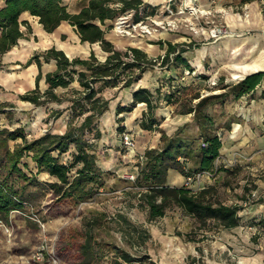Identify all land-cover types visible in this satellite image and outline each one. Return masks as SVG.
<instances>
[{"label":"rangeland","instance_id":"374dc122","mask_svg":"<svg viewBox=\"0 0 264 264\" xmlns=\"http://www.w3.org/2000/svg\"><path fill=\"white\" fill-rule=\"evenodd\" d=\"M143 2L152 7L146 0ZM194 2L206 12L194 14L185 11L181 14L189 0H165L153 5L156 8L153 15L149 14L147 8L141 10V15H129V21L123 27L127 32H120L117 22L111 23L113 26L107 30L108 38L114 39V46L121 51L130 47L153 46L158 42H171L186 48L190 46L193 51L202 49L208 52L203 66L214 70L215 84L211 87L222 77L225 78V84L239 81L233 77L231 64L250 62L264 50V0H209L206 4L199 0ZM174 7L176 10L170 12ZM147 13L148 16H145ZM140 16L141 19L137 20ZM215 28L225 29L227 34L213 38L211 31ZM244 41L247 45L240 46ZM227 46L234 49V62L225 56ZM242 48L248 49L247 57H242ZM162 72L164 70L158 66L150 68L141 84L153 89L168 82ZM188 74L186 71L185 75ZM176 75L180 77L181 71L177 70ZM198 77V82L208 78L204 73ZM77 79L78 75L69 89L59 93L62 99L60 103L35 106L26 102L9 109L0 105V110H4L0 112V130L23 129L27 139L32 140L42 136L45 128H49L52 134H62L61 127L66 132L70 124L78 128L88 115L85 112L88 105L83 103V107L78 105L73 109V101L79 98L77 92L82 91ZM100 86L101 83L94 85L95 88ZM206 88L197 85L185 95L193 96L198 90ZM201 94L207 95L209 92L206 90ZM99 96L109 101L119 97L116 88H106ZM262 96L264 94L255 91L247 97L248 103L242 104L240 100L229 98L224 106L216 105L209 110L216 126L222 129V141L228 127L236 119H241L236 115L228 117V110L237 108L246 111L252 105V100L258 101ZM4 112L12 116H6ZM139 120V112L137 117L135 113L129 115V119L123 123L101 117L92 125L100 129L101 139L95 138V131L85 134L84 138L94 145L97 165L103 176L102 183L94 186L93 196L79 205L60 201L54 195L51 185L58 182L57 179L45 172L38 173L32 155L23 157L19 168L29 178L36 177L43 188L27 187L26 181L18 174L10 177L3 166L5 159L0 160V180L8 175L9 185L30 200L25 202L22 212H11L7 220L0 218V264H38L33 261V256L42 245L46 247V261L42 264H50L52 258L58 264H81L80 247L84 228L88 220L98 216L102 218V226L96 231L98 239L114 243L132 256L148 254L157 264H264V155H261L259 163L250 161L247 164L240 158L227 168L219 165L214 169L212 179H205L200 187L197 184L193 186L195 191L211 187L215 190L212 200L240 207V225L237 228L227 230L215 222L201 224L177 207L168 209L165 217L150 221L137 196L144 189L129 177H136L145 165V153L139 150V142L150 140L146 145L142 144L146 148L143 152L157 148L161 145V133L158 130H143ZM160 120L159 130L165 131L168 136L173 135L165 130L168 120ZM120 126L126 128L125 132L134 134L137 142L134 151H128L123 145L124 132L119 130ZM184 133L197 136L195 130L188 126ZM28 135L31 137L28 138ZM21 143L22 139L10 141L9 147L14 150ZM75 153V146H71L60 157V162L70 164ZM76 172L77 168H73L71 179ZM120 215L125 221L120 220ZM127 222L148 231L150 237L144 245L135 238ZM112 258L113 254L110 253L97 264H111Z\"/></svg>","mask_w":264,"mask_h":264},{"label":"trees","instance_id":"16d2710c","mask_svg":"<svg viewBox=\"0 0 264 264\" xmlns=\"http://www.w3.org/2000/svg\"><path fill=\"white\" fill-rule=\"evenodd\" d=\"M149 9L153 15L156 8L146 5L142 0H89L88 6L78 14H72L64 6L63 0H5V7L0 10V63L4 54L18 46V41L25 37L22 26L28 32L31 28L28 22L21 21V15L29 12L39 18L40 24L48 32H54L62 22H68L75 27L81 41L91 44L99 43L103 51L108 54L104 62L98 60L94 53L87 59L75 58L70 60L63 51L51 48L46 52L36 53L26 66L36 63L41 69L43 63L56 61L57 70L46 75L47 91L41 93L39 81L42 73L37 77V89L22 96V100L35 106H44L62 101L55 92L58 88L69 89L76 81L82 91L77 92L78 99L73 101V109L87 103L85 112L88 115L78 128L70 124L64 134L50 132L32 140H28L23 129L0 130V160L5 159L4 168L8 175L21 177L28 186L44 187L36 177L29 178L20 168L21 160L32 155V160L38 168V173H47L58 182L51 185L54 195L60 201H69L79 205L93 196L94 186L102 183L103 172L97 165L96 154L92 143L85 138V134L95 131V138L101 139V131L92 125L108 110L110 101L99 96L106 88L129 89L138 83L145 72L158 66L160 69L178 70L181 66L192 70L190 64L183 57L184 52L190 50L180 44L167 43V51L157 58H151L139 48L117 50L112 42L106 38L107 21L115 22L120 16L134 13L141 15V10ZM148 16V13L145 15ZM142 16L137 18L141 19ZM107 29L112 28V24ZM157 44L163 45L164 42ZM80 67L81 70H77ZM172 77L169 81L178 80ZM207 79V78H204ZM264 81V71H258L243 79L225 84L222 77L219 82L206 90L207 95L197 92L191 97H182L176 87L164 93V100L168 105L176 106L175 114L192 115L198 127L196 137L184 133L186 126L179 128L173 135L168 136L165 131L159 130L160 120L154 116L160 105L161 88L158 89V98L146 88H139L133 93V103L128 106L118 105L116 113H131L142 103L147 105V111L141 122V128L146 131H159L161 145L147 149L144 154L145 165L140 168L135 182L144 189L138 192V201L148 214V220L154 221L165 217L167 210L173 207L180 208L186 215L195 218L199 223L215 222L224 229L231 230L240 225L238 206H227L212 200L214 189L211 187L195 191L186 186L172 187L168 185V175L175 170L185 178L198 173L214 171L216 161L221 157L223 147L219 126L209 114V110L216 105L224 106L226 100L253 94ZM101 83L99 88L94 85ZM216 91H219L215 93ZM163 94V93H162ZM124 118H118L123 123ZM125 127L119 130L125 132ZM22 139L14 150L9 147L10 141ZM71 146H75L76 153L70 164L60 162V157L67 153ZM57 153V155H56ZM191 164V165H190ZM77 168L76 175L71 179L70 173ZM7 175V177H8ZM0 180V218L7 220L13 211L22 212L25 202L30 201L26 196L19 194L8 183V178ZM120 220L125 221L123 216ZM100 216L87 221L84 228L83 243L80 247L81 264H97L108 254H113L111 264H157L148 254L132 256L129 252L114 243L103 242L98 239L96 231L102 226ZM264 223V222H263ZM140 244H145L150 237L143 227L128 224ZM128 233L131 234V231Z\"/></svg>","mask_w":264,"mask_h":264},{"label":"crops","instance_id":"0c3cea01","mask_svg":"<svg viewBox=\"0 0 264 264\" xmlns=\"http://www.w3.org/2000/svg\"><path fill=\"white\" fill-rule=\"evenodd\" d=\"M146 1L151 3L152 7H155L153 5H159L165 0ZM199 1L203 4L209 2V0ZM222 1L225 2L227 0ZM63 4L67 7L70 13L78 14L83 8L88 6L89 0H63ZM148 6L151 7V5L149 4ZM4 7L5 0H0V10ZM20 19L21 21L28 22L31 28V32H28L26 26H22V31L25 33V37L18 41V46L16 48L4 54L2 57V61L0 63V105L6 107L4 109L13 108L16 105L19 106L26 103V101L22 100V96L30 91L37 89V77L40 72L42 73V78L39 81V90L41 91V93L47 91L48 85L46 84V75L57 70V63L56 61L43 63L41 69L36 63H33L30 66L26 67V64L34 56V54L46 52L51 48H56L57 50L63 51L70 60L75 58L87 59L91 56L92 53H94L98 60L100 59L99 61L101 62H104L108 57V54L103 51L99 43H83L75 27H73L68 22H62V24L54 32L48 33L40 24L39 18L32 16L29 12L23 13ZM110 23V21H107L103 28L108 30L107 27L110 25ZM243 24L244 22L241 23V25ZM107 34L108 31H106V38L110 42H112L114 39H109ZM245 45H247L246 41L241 42L240 44V46ZM135 48L143 50L151 58H156L154 57L155 55H159L160 52L164 54L167 51L168 45L165 42L163 45L156 43L153 46H139ZM232 48V46H227L225 50V56L230 59L232 58L231 62H234L233 59L236 55L234 49ZM207 53V51H203L202 49H197L195 51L190 49L184 52L183 57L186 58L192 70L189 72V69L181 66L178 69L181 71V75L180 77H178L176 75V70L163 69L164 72H162V74L164 75L165 79L168 80L172 77H178L179 79L172 81L168 80V82L163 83L161 86L154 87V90L149 86L141 84L150 69H148L145 72L143 78L138 83L134 84L131 88H116L119 97L117 98V100H110L109 110L102 116L103 119L107 120L112 118L117 121L118 118H124V120L126 121L129 119V115L135 113L137 117V113L139 112L141 120H139L138 122L141 123L144 118V113L147 111V105L145 103L139 104L133 112L123 113L120 116H117L116 113L118 105L121 104L122 106H128L132 104L133 93L139 88L148 89L154 95L155 102H157L156 98H158L159 96L158 89L161 88V99L158 108V110L160 111L157 114L155 113L154 117L157 120H168L165 130L168 131L169 134H174L179 128L186 125L188 127H192L195 130V133L198 134V127L193 121L192 115L175 114L176 106L167 104V102L164 100V93L173 86V88L176 87L178 90H180L178 94H183L182 97H191L192 95H185V93H188L190 91L191 87L198 85L206 88L208 86L214 85V70L211 69V67L207 69L205 66H203V60L208 55ZM248 55V49L242 48V57H247ZM261 56L263 57V59L259 58ZM242 63H262V66L246 74L239 80L243 79L249 74L256 73L258 71H264V50L252 61H244ZM231 67L234 73L236 71L234 63L231 64ZM197 68L198 70H196ZM186 71H188V75H185ZM200 73H204L208 78L198 82L197 80ZM63 90L66 89L58 88L57 90H55V92L59 94ZM198 92H206V89L198 90ZM256 93L261 95L264 94V81L262 85L256 90ZM249 95H246L239 99L242 104L248 103L247 97ZM3 111L4 110H0V112ZM4 114L9 117L12 116L7 112H4ZM172 115H175V117H172ZM227 115L228 117L234 115L240 116L241 119H236V121L233 122L230 127H228L229 129L226 130V134L223 139V147L221 149V157L216 161V167L219 165H225V167L227 168L228 166L233 164V161L236 162L237 159L240 158L247 164H249L250 161L259 163L261 155H264V96H262V99L258 101L252 100V105L249 106L248 110L241 111L237 108H230L227 112ZM61 133H65L62 127ZM148 141L150 140H147L143 143L139 142V150L142 153H145L143 151H145L146 149L142 147V144L146 145ZM185 182L186 178L179 172L175 170H171L169 172L168 185L172 187H183Z\"/></svg>","mask_w":264,"mask_h":264},{"label":"built area","instance_id":"2783aa9c","mask_svg":"<svg viewBox=\"0 0 264 264\" xmlns=\"http://www.w3.org/2000/svg\"><path fill=\"white\" fill-rule=\"evenodd\" d=\"M195 0H189V3L185 6V8L182 10L181 14H184L185 11H189L192 12L194 14L196 13H205L206 11H203L196 2H194ZM172 10H170V12H173V10H176V8H171ZM134 14L129 13V14H125L123 16H120L115 22L117 25V29L121 30L120 32H127L126 30H124L126 26V24L129 21V15ZM143 20L139 21L138 23L141 24ZM141 22V23H140ZM129 28V27H127ZM129 33V32H128ZM227 34V31L223 28H215L211 31V35L213 38H218L221 37L223 35ZM188 48V47H187ZM49 132V128H45L43 130V135ZM220 136L222 137V134L220 133ZM31 137L28 135V138ZM122 143L125 146V148L128 151H134L137 147V142L135 139V136L132 132H124L122 134ZM214 177V171H206V172H201L196 174L195 176L192 177H188L186 179L185 182V186L188 188L193 189V186L195 184H197L199 187L201 185V183L205 180V179H212ZM131 180L135 181L136 177L134 176H130L129 177ZM194 190V189H193ZM4 227V225H2ZM33 261L38 263V264H42L46 261V247L45 245L40 246L37 251L35 252L34 256H33ZM51 263L50 264H58L57 261L52 258L50 259Z\"/></svg>","mask_w":264,"mask_h":264},{"label":"bare ground","instance_id":"6f19581e","mask_svg":"<svg viewBox=\"0 0 264 264\" xmlns=\"http://www.w3.org/2000/svg\"><path fill=\"white\" fill-rule=\"evenodd\" d=\"M247 18H249V17H247ZM246 22L249 23L250 21L246 20ZM259 58L263 59L262 56ZM261 66H262V63H240V64H236L235 65L236 71L233 73V77L235 79H240L243 76H245L246 74L260 68ZM241 264H243V262H241Z\"/></svg>","mask_w":264,"mask_h":264}]
</instances>
